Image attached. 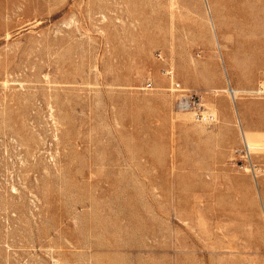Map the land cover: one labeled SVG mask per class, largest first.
Returning a JSON list of instances; mask_svg holds the SVG:
<instances>
[{
    "label": "rangeland",
    "instance_id": "obj_1",
    "mask_svg": "<svg viewBox=\"0 0 264 264\" xmlns=\"http://www.w3.org/2000/svg\"><path fill=\"white\" fill-rule=\"evenodd\" d=\"M244 139L264 0H0V264H264Z\"/></svg>",
    "mask_w": 264,
    "mask_h": 264
},
{
    "label": "built area",
    "instance_id": "obj_2",
    "mask_svg": "<svg viewBox=\"0 0 264 264\" xmlns=\"http://www.w3.org/2000/svg\"><path fill=\"white\" fill-rule=\"evenodd\" d=\"M176 83H173V87L175 89H179V84L175 85ZM178 107H180L181 109H185V110H190L192 112L195 113V115H197L198 117H200L202 120L208 122V123H213L217 120V115L216 113L210 109L209 107H205L204 103L201 101L200 98L195 97L193 94L189 95V94H182V96L179 98L178 100ZM240 151L239 152L242 157L240 159V161L245 164L246 166L250 167L251 169L254 170V173L256 174V169L257 167L261 170V172L264 173V166H259L258 164L254 165L253 162L250 161V155L251 153H249L250 151H248V149L245 147L244 143L243 145L240 147ZM262 167V168H260ZM258 170V171H260ZM252 173V171H250ZM253 175V173H252Z\"/></svg>",
    "mask_w": 264,
    "mask_h": 264
},
{
    "label": "bare ground",
    "instance_id": "obj_3",
    "mask_svg": "<svg viewBox=\"0 0 264 264\" xmlns=\"http://www.w3.org/2000/svg\"><path fill=\"white\" fill-rule=\"evenodd\" d=\"M227 90L231 93L232 97H236L237 94H238V90L236 88H234V87H232V88L231 87L230 88L228 87ZM243 143H244L245 147L248 149V151H250L249 153H251V155H250V161L253 162L254 165L258 164V163H256L253 160V152L254 153L264 152V140L248 141V140L244 139V142ZM240 149L241 148H238L236 151H240ZM260 168H262V167H260ZM246 169H248L249 171H252L253 176L255 178H257L260 173H263V172H261V170L258 167L255 170L256 171V174L254 173V170L251 169L250 167L247 166ZM258 170H260V171H258ZM263 201H264V199H263ZM263 207H264V204H263Z\"/></svg>",
    "mask_w": 264,
    "mask_h": 264
},
{
    "label": "crops",
    "instance_id": "obj_4",
    "mask_svg": "<svg viewBox=\"0 0 264 264\" xmlns=\"http://www.w3.org/2000/svg\"><path fill=\"white\" fill-rule=\"evenodd\" d=\"M264 183V179L263 180H260V185ZM264 193V192H263Z\"/></svg>",
    "mask_w": 264,
    "mask_h": 264
}]
</instances>
